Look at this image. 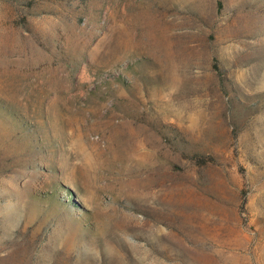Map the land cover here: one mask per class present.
<instances>
[{"label": "rangeland", "instance_id": "1", "mask_svg": "<svg viewBox=\"0 0 264 264\" xmlns=\"http://www.w3.org/2000/svg\"><path fill=\"white\" fill-rule=\"evenodd\" d=\"M0 264H264V0H0Z\"/></svg>", "mask_w": 264, "mask_h": 264}]
</instances>
